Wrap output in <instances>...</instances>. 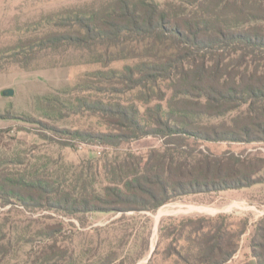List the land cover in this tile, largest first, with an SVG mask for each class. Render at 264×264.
Instances as JSON below:
<instances>
[{"label": "trees", "instance_id": "obj_1", "mask_svg": "<svg viewBox=\"0 0 264 264\" xmlns=\"http://www.w3.org/2000/svg\"><path fill=\"white\" fill-rule=\"evenodd\" d=\"M73 56L76 63L102 66L87 74L97 78L95 97L82 96L79 105L120 130L92 137L117 145L153 135L165 138L163 147L147 156L105 158L103 174L99 163L69 174L47 155L33 154L34 148L23 156L15 147L0 150L7 158L0 162V206H9L0 209V264H12V255L26 244L24 264H56L66 254L56 237L62 224L47 222L51 216L42 211L78 216L154 210L179 197L261 182L254 174L264 157L197 145L264 143V0H98L42 15L0 46V59L24 70L48 58L72 64ZM116 62L122 63L108 67ZM104 88L114 95L104 97ZM6 131L0 129V137ZM63 132L81 141L91 137L80 130ZM101 175L105 183L98 180ZM223 228L221 221L200 237L193 230L194 239L186 241L194 243V255L175 249L176 261L225 264L237 243ZM259 230L262 240L254 245L264 264V230ZM36 241L41 244L33 249Z\"/></svg>", "mask_w": 264, "mask_h": 264}, {"label": "rangeland", "instance_id": "obj_2", "mask_svg": "<svg viewBox=\"0 0 264 264\" xmlns=\"http://www.w3.org/2000/svg\"><path fill=\"white\" fill-rule=\"evenodd\" d=\"M94 1L98 0H0V46L14 40L21 29L34 26L42 15ZM57 58V64H52L54 59L48 58L27 70L7 62L6 58L0 59L3 67L0 70V129H7L0 137L1 151L11 152L8 147H15L23 156L34 148L33 154L47 155L51 162L57 161L69 174L77 172L81 166H96V163H99L103 174L101 165L105 158L113 160L117 157L120 160L126 153L147 156L152 149H162L165 138L160 136L148 135L117 145L92 137L99 132L120 131L117 129L119 126L109 124L107 118L79 105L80 97H95L96 92L91 89L96 87L97 78L87 74L102 66L76 63V56L70 57L72 64H65ZM121 63H112L108 67H117ZM5 90L12 92L4 95ZM104 90V97L114 95L108 88ZM46 97L55 101H47ZM63 130H80L90 133L91 137L81 141ZM205 145L215 153L233 151L242 157H264V143L261 142H201L197 148H204ZM3 160L7 158L0 153V162ZM108 169L111 167L108 166ZM254 177L261 182L239 189L179 197L154 210L110 211L78 216L47 210L39 214L51 216L46 220L49 223L62 224L63 230L56 237L57 244L66 250V254L61 253L56 264H148L151 256L152 264H185L180 257L176 261L174 250L177 249L181 256H193L196 251L194 243L190 241L188 246L186 241L187 238L194 239L193 230L198 237L203 233L208 236L210 227L213 232L221 221L224 228L231 232V243H237L236 251L225 264H251L252 260L254 264H260L256 253L261 252V248L254 244L262 240L259 229L264 230V166ZM98 180L106 182L103 175ZM8 207L5 204L0 209ZM37 215L34 213L29 217ZM201 218L206 220L195 224L186 222ZM31 228H35L34 224ZM240 230L243 232L236 238ZM39 244L38 241L33 242V249ZM29 247L26 244L13 254L12 264H24L25 251ZM33 251L28 254V260L33 258ZM36 261L39 263L41 260Z\"/></svg>", "mask_w": 264, "mask_h": 264}, {"label": "water", "instance_id": "obj_3", "mask_svg": "<svg viewBox=\"0 0 264 264\" xmlns=\"http://www.w3.org/2000/svg\"><path fill=\"white\" fill-rule=\"evenodd\" d=\"M12 91H10V90H5V91H3V94L4 95H8V94H10ZM251 264H254V262H253V260L250 262Z\"/></svg>", "mask_w": 264, "mask_h": 264}]
</instances>
